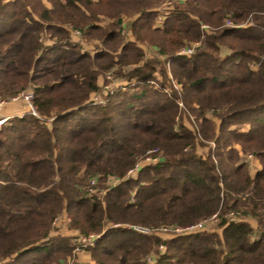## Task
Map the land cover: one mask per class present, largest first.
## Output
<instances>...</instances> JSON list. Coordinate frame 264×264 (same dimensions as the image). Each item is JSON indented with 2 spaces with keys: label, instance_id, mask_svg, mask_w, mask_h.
Here are the masks:
<instances>
[{
  "label": "trees",
  "instance_id": "obj_1",
  "mask_svg": "<svg viewBox=\"0 0 264 264\" xmlns=\"http://www.w3.org/2000/svg\"><path fill=\"white\" fill-rule=\"evenodd\" d=\"M161 1L0 0V98L30 87L38 112L0 127V264L66 262L77 235L50 234L63 213L72 231L98 235L87 248L94 263L77 264H264V0L179 1L159 23ZM74 30L102 48L83 51ZM145 47L163 58L145 59ZM130 65L126 87L91 101L101 75ZM154 148L159 162L128 177ZM93 176L120 181L100 198L87 193ZM213 214L221 234L163 239L127 227Z\"/></svg>",
  "mask_w": 264,
  "mask_h": 264
},
{
  "label": "rangeland",
  "instance_id": "obj_2",
  "mask_svg": "<svg viewBox=\"0 0 264 264\" xmlns=\"http://www.w3.org/2000/svg\"><path fill=\"white\" fill-rule=\"evenodd\" d=\"M179 1H185V0H162L161 3L159 4L158 6V12H159V15L162 13L161 11L165 12V11H169L171 12L173 6L175 4H177ZM48 5H50L49 3H47ZM158 15V16H159ZM158 16H157V21H158ZM232 21V25H235V23ZM159 22V21H158ZM129 23L130 22H126V28L123 29L122 33L124 34L125 38H130L131 37V31L129 29ZM229 22L227 21V25H230L228 24ZM247 23V22H246ZM205 25V24H204ZM202 27V26H201ZM202 29L206 32V34H210V33H213V28L208 26V27H202ZM74 37L75 38H79L81 41H82V49L83 51H89L90 53H94L95 51H98L102 48V45L100 42L98 41H89L87 40V38H84L83 36H81V33L79 30H74ZM203 37H205V35H203ZM48 42H50V40H46ZM201 44L200 41H196L194 42L192 45H190L189 47H184L182 48L180 51H179V54H181V51L185 48H193L194 51L196 50V48ZM228 50L225 49V48H222L221 49V52L222 54L226 53ZM154 54H157L159 57H162V55L158 54L157 52H155V50L153 48H148V47H145V59H149L151 57H153ZM142 65V63H139L135 66H140ZM134 65H130V66H127L125 68H122V72L121 73H116L118 70H119V67L116 66L114 68H112L111 71L109 72H106V74H103L101 75L100 77V83H101V86H102V90L100 91V93L102 94V92L105 90V85L106 84H109L108 86H110L111 90H115L117 88H120V87H124L128 84V81L126 80V77H124V73H129L131 71L132 68L135 67ZM159 76H160V73H158ZM170 78H171V82H172V85L175 87V89L177 88L178 90H181V85L178 84V82L172 77V74H170ZM124 83V84H123ZM27 90H32V88L29 87V89ZM169 91H171V89L169 88ZM94 94L91 95V98L93 97ZM13 97V96H12ZM12 97L8 98V99H4V98H0V99H4L5 103L0 107V116H2V110L5 106L8 107V105L10 104H14L16 103L18 100L14 101L12 100ZM20 101V100H19ZM23 101V100H22ZM24 102V101H23ZM25 103V102H24ZM178 103H179V106L181 108L184 107V103H183V100L182 99H179L178 100ZM183 115V113H182ZM9 116V115H8ZM13 117V116H12ZM194 117H192V119H188L187 116H185V122L187 124H190V121L193 120ZM210 146L211 147H215L216 146V143L214 141H211L209 142V145L207 144V146H204V145H199L198 146V151L203 154V155H206L210 149ZM154 149H158V148H154ZM154 149H151L152 150V153L149 154L153 157V161H149L147 160V156H143L142 158H140L139 161H141V165H146V164H157L158 163V160H157V157H160L161 156V152L160 150H157V151H154ZM151 150H149L147 153H149ZM147 155V154H146ZM252 155V156H250ZM243 159L245 162H247L250 167H251V170L252 171H255L257 170L259 167H260V164H259V159L257 158L256 154L254 152H247L243 155ZM138 161V162H139ZM129 173V172H128ZM138 171L135 173V175H137ZM130 174H128L127 176H129ZM91 178H94L91 177ZM97 180H98V177H96ZM120 181V179L118 178H115L113 176H110L108 177V179L104 182V185H98L97 184V190L95 193L93 194H89L88 191L87 193L89 195H96L100 198H103L109 188V186H112V185H116L118 182ZM89 187V186H88ZM87 187V189H88ZM134 194V193H133ZM239 214L236 213V215H233V214H229V218H235V217H238ZM58 217V221H57V224L53 223V221ZM57 217H55L52 221V230L50 232L51 233H61V232H67V231H71L72 230L69 228V224L71 223L72 219L70 216H68L66 213H63L61 215H58ZM71 219L70 221L68 219ZM247 220L250 221V223L253 224V227H255V229L257 231H260V227L258 226L257 224V221L255 219H249L247 218ZM204 231L202 232H217V233H222L223 231V227L219 224V221L216 220V219H211L209 220L208 222H206L205 224V227H204ZM157 231H154V235H158L160 237H162L163 239H168V238H172V237H176L178 235V232H175V231H170V229L168 231L166 230H162V229H156ZM74 232V231H73ZM158 233V234H157ZM177 235H174V236H171L172 234H176ZM197 233V232H196ZM74 234H76L77 238L75 239V241L77 242V246L74 250V253L71 257L68 258V260L64 263H60V264H77V263H81V261L79 260V257H78V253L80 252H84V251H87V248L90 246L88 245L87 247H82V244H81V240H79V235L83 234V235H87V234H84L81 230H78L77 232H74ZM184 234H189V233H184V232H181L179 233V235H184ZM260 236V232H257L254 234V238L255 239H258ZM161 244L155 246L154 250L151 252V254H149L147 257H145V259L150 263L149 259L150 258H153L154 256H156V251L157 249L159 251H164L165 248L163 250H161L159 248ZM75 257V258H74ZM58 264V263H57Z\"/></svg>",
  "mask_w": 264,
  "mask_h": 264
},
{
  "label": "built area",
  "instance_id": "obj_3",
  "mask_svg": "<svg viewBox=\"0 0 264 264\" xmlns=\"http://www.w3.org/2000/svg\"><path fill=\"white\" fill-rule=\"evenodd\" d=\"M162 13L158 16V21L159 23H161L164 18H166V15L169 14L170 12L169 11H161ZM228 24L232 25V21L231 20H228ZM209 25L207 24H202V27H208ZM194 52V49L193 48H185L181 51V54H192ZM109 84H106L105 85V90L101 93H94L93 97L91 98V101H93L94 103H97V104H105L106 101H107V97H108V94L110 92H112L113 90H111L110 86H108ZM33 99H34V93L32 90H23L22 92H20L18 95H15L12 97V100L16 101V100H23L29 107V112L33 113L34 115H38V112L33 104ZM5 103L4 99H0V107ZM10 118H12V116H8V115H2L0 116V127H2ZM158 149H154V151H157ZM152 153V150L147 153V160L149 161H153V157L149 154ZM252 156V155H250ZM157 160L159 162L160 160V157H157ZM142 165H141V161L137 162L135 164V166L133 168H131L129 170V173L130 174L128 177L130 176H135V173L137 171H139L141 169ZM97 184H98V180L96 177L92 178L91 181H90V184H89V187L87 189L88 193L89 194H93L96 192L97 190ZM229 214H233V215H236V212L234 211H231ZM211 219H216L220 222V217L218 214H213L211 217L209 218H206V219H202L194 224H190L186 227H181V226H177V225H166V226H162L158 229H164L166 231H168L170 229V231H175V232H178V235L179 233L181 232H184V233H196V232H201V231H204V227H205V224L206 222H208L209 220ZM58 217L53 221V223L57 224V221H58ZM69 221L71 220L70 218L68 219ZM116 226H119V224H117ZM128 228L138 232V233H141V234H153L154 231H157L156 229H152L150 227H147V226H144V225H140V224H133V225H127ZM158 234V233H157ZM174 235H177L176 234H172L171 236H174ZM98 235L96 234H89V235H79V240H81V244H82V247H87L88 245H92L95 241V239L97 238ZM159 248L161 250H163L165 248V244H161L159 246ZM150 263H152V258L149 259ZM60 264V263H58Z\"/></svg>",
  "mask_w": 264,
  "mask_h": 264
},
{
  "label": "crops",
  "instance_id": "obj_4",
  "mask_svg": "<svg viewBox=\"0 0 264 264\" xmlns=\"http://www.w3.org/2000/svg\"><path fill=\"white\" fill-rule=\"evenodd\" d=\"M126 86H124V87H126ZM27 112H29L28 105L26 103H24L22 100H20V101L18 100L16 103L8 105V107L5 106L2 110V113H3L2 115H10V116L14 117V116L23 115ZM62 233L66 234V235L74 234L73 231L72 232L71 231H67V232L63 231ZM51 234L54 235V234H57V232L51 233ZM78 257H79V260L81 261V263H94V261L92 260V256H91L89 251H84V252L78 253Z\"/></svg>",
  "mask_w": 264,
  "mask_h": 264
}]
</instances>
